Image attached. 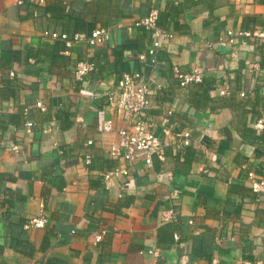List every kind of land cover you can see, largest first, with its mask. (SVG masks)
<instances>
[{"label":"crops","instance_id":"obj_1","mask_svg":"<svg viewBox=\"0 0 264 264\" xmlns=\"http://www.w3.org/2000/svg\"><path fill=\"white\" fill-rule=\"evenodd\" d=\"M168 4L154 68L150 32L126 26ZM100 28L94 48L44 36ZM255 30L264 0H0V264H264V191L248 179L264 181V43L228 35ZM84 60L96 68L78 80ZM198 66L203 82L181 87L174 69ZM131 72L151 79L145 117L165 160L107 183L123 164L107 150L133 119L109 99Z\"/></svg>","mask_w":264,"mask_h":264},{"label":"built area","instance_id":"obj_2","mask_svg":"<svg viewBox=\"0 0 264 264\" xmlns=\"http://www.w3.org/2000/svg\"><path fill=\"white\" fill-rule=\"evenodd\" d=\"M43 2V0H40ZM159 12L157 9H151L149 14L141 19L135 20L132 24L126 26V29H144L150 32L152 39V47L148 50L147 55L150 56L151 65L154 68L158 67L157 50L161 47L163 40H168L172 37V33L163 29L158 25ZM110 35L108 29H96L90 34L75 33L73 36L68 34H58L44 32V36H50L53 39H60L65 42L69 49L73 45L85 44L89 48H94L105 42ZM230 38L243 37L247 39L256 38L264 43V32L255 30L248 32L228 33ZM141 60H146V56H140ZM96 68L92 61L84 60L79 62L74 70V76L78 80H82L90 72ZM175 75L181 87L189 86L193 83H202L204 79V71L201 67H195L192 72L183 73L179 68L174 69ZM10 77H15V72L11 71ZM151 79L146 78L141 72L125 73L118 82V92L116 95L110 96V106L114 107L118 114H129L133 119L132 123L127 128L116 130L118 140L112 143L108 148V155L116 160L123 161L122 165L116 167L110 173L105 175L107 183L113 177L121 178L129 175V169L137 161H142L147 167H152L155 160H165V149L168 146L166 141L161 140L154 132L153 125L146 120V111L149 107V95L151 93ZM2 84L0 83V90ZM161 88V86H158ZM171 114V112L169 113ZM32 123H27V131L30 132ZM259 130L264 129V119H259L255 124ZM103 133H113V121L108 119L101 126ZM175 137L178 142L183 145H188L190 142L189 132L176 133ZM88 161L89 158L87 157ZM248 179L251 188L254 192L264 191V181L257 180L253 172L248 173ZM179 192L174 190L173 196L177 197ZM163 221H176L173 209L164 212ZM32 223L36 227H43V220H33ZM102 236H98L97 240H101ZM174 239L177 242L179 235L175 234ZM210 264H220L219 260L213 259Z\"/></svg>","mask_w":264,"mask_h":264},{"label":"trees","instance_id":"obj_3","mask_svg":"<svg viewBox=\"0 0 264 264\" xmlns=\"http://www.w3.org/2000/svg\"><path fill=\"white\" fill-rule=\"evenodd\" d=\"M30 1H31V2L33 3V5H35V6L39 5V3H40V0H30ZM43 2H44V0H43ZM176 10H177V9L173 6V4H168L166 10L161 11V12L159 13V16H158V25H159L160 27L164 28V29H168L169 24H170V21L173 19V18H172V13H173V12H176ZM174 29H175L176 31H181V30H182V29L180 28V26H178L177 23L174 24ZM195 84H200V83H195ZM178 158H179V156H178ZM111 164H112V162H111Z\"/></svg>","mask_w":264,"mask_h":264}]
</instances>
